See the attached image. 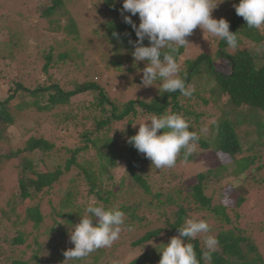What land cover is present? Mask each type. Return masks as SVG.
Returning <instances> with one entry per match:
<instances>
[{"label":"trees","instance_id":"trees-1","mask_svg":"<svg viewBox=\"0 0 264 264\" xmlns=\"http://www.w3.org/2000/svg\"><path fill=\"white\" fill-rule=\"evenodd\" d=\"M49 1L42 10V19L49 24L62 26V31L68 39L58 43L63 51L52 47L47 54L44 53L45 63L41 71L42 75L46 76L44 82L40 80L34 86L27 87L23 79H19L14 87H9L6 95L2 90L5 98L0 97V140L5 138L7 130L16 123L20 114L34 112L44 116L50 115L51 123L63 130L68 138L79 139L80 146L64 148L66 158L62 159V150L57 149L55 142L43 136H32L22 150L0 156V165H4L20 155H25L21 163L18 190L1 210L0 264H64L66 257L63 252L67 249L60 248L56 251L51 245L39 242L38 237L31 239V233H27L25 225L32 224L35 230H39L45 220L40 199L57 185H61L70 175H74L70 180L73 185L62 192L59 206L53 208V213L63 222L62 238H66L73 226L79 223L80 216L84 215L86 207L90 204L79 203L83 195L76 181H80L85 190L84 198L91 201V204L102 203L106 208L117 207L125 213L123 229L130 231V228L139 232L146 227L151 228L131 243L133 248L144 246L149 240L152 241L164 233L171 237L178 236V228L186 218H202L207 221L211 216L223 227L214 234L219 244L212 253L211 264H264V255L259 246L245 235L246 231L236 227L227 211L229 205L241 206L244 197L231 198L234 195L228 191L227 197L231 198V202L229 200L224 204H215L213 195L209 193L214 178L220 176L225 167L200 172L195 177V183L189 187H177L172 192L153 194L149 175L146 173V166L152 167L151 161L127 142L128 138L138 132L139 125L133 127L138 121H148L153 114L159 116L164 113H176L188 121L190 131L197 133V144L200 148L204 151L212 149L224 157L235 159L237 175L250 170L260 159L264 139V52L255 55L239 47L242 37L262 39L260 32H264V27L260 28L262 30L249 29L246 21L236 15L232 6L233 11H228L227 21L230 24L229 31L237 35L238 47L235 48L236 52L229 55L227 52L231 48L220 39L218 52L219 56L229 63L227 72L218 71L213 60L207 55H199L194 60H186L184 65L179 67L178 75L185 80L186 86H190L191 97L182 96L178 91H158L157 95L147 100L137 98L120 103L112 99L108 88L101 85V80L94 77V73L91 74L92 69L86 66L88 53L76 43L87 47L91 41L85 43L82 40L78 26L67 9L68 0ZM229 3L238 5L239 0H230ZM92 4L96 5L95 8L89 9L94 8L97 13L103 11L104 32L116 59L109 61V66L114 67L115 71L124 70L125 77L143 70L144 62H135L131 54L134 49L128 41L135 40L136 36L131 26L125 24L120 15L122 0H96ZM132 20L138 26V14L133 16ZM91 35L99 38L103 36L98 29H94ZM123 51H128L129 55L125 56ZM184 53L185 47L175 54L178 64ZM126 60L131 65L128 68L123 66ZM69 64L73 68L66 74H73L71 80H58L53 77L54 69ZM86 69L87 72L84 71ZM195 77H205V83H213L212 88L216 89L221 100L216 99L212 90L209 91V98L202 94L205 90H194L192 82ZM84 95L91 97L83 103H73L75 97ZM212 102L216 103L217 108L223 106L224 111L220 108V114L210 125L211 137L207 139L202 130L206 124L205 118L210 116L207 107ZM253 126L255 130L250 131ZM252 135L254 139L245 149L242 137L249 138ZM37 152L41 155L37 156ZM246 153L249 155L236 159ZM194 156L195 153L192 152L185 159L182 151L177 163L193 161ZM46 159L56 160L57 164L50 167ZM120 162L125 163V172L133 181L135 190L152 196L148 203L140 201L138 204H128L121 200L119 192L115 191V184L112 183L114 176L111 173ZM134 187H129L128 190L132 191ZM146 205L151 212H156L153 216H148L141 210V207ZM227 225H230V228L225 229ZM1 231H6L7 235H2ZM186 243L194 245L197 259L200 264H205L202 259L205 248L200 237L186 240ZM28 248L32 249L31 253H28ZM71 248H74L73 244ZM105 252L102 248L88 257L67 261L66 264H101ZM161 256L160 251H155L152 255L146 254L127 264H158Z\"/></svg>","mask_w":264,"mask_h":264},{"label":"rangeland","instance_id":"rangeland-1","mask_svg":"<svg viewBox=\"0 0 264 264\" xmlns=\"http://www.w3.org/2000/svg\"><path fill=\"white\" fill-rule=\"evenodd\" d=\"M94 1L96 0L67 1V9L78 26L82 40L85 43L91 41L87 47L76 43L80 49L83 48L88 53L86 55V66L88 69H92L91 74L94 73L95 76H93L99 78V81L101 80V85L108 88L112 99H116L120 103L137 98L147 100L157 95L159 83L154 82L153 86L150 87L142 86V70L135 71L129 77H125L126 73L124 70L115 71L114 67L109 66V61L111 62L116 59L112 45L104 32L103 11L101 10L97 13L94 9L96 5L92 4ZM229 1L213 0L214 3L218 4L217 8L212 12L214 19L219 20L220 18H224L228 20V11H233V8H231L233 3H229ZM49 2V0H0V97L2 99L5 98L4 95L8 92L9 87H14L15 82L19 79H23L27 87L34 86L40 80L44 82L46 76L42 75L41 72L45 63L43 61L44 53L47 54L48 50L52 47L56 50L60 49L58 43L61 44L64 39H68L62 31V26L49 24V22L42 19V10ZM90 7L94 8L89 9ZM94 29H98L103 36L101 38L92 36L91 32ZM260 34L262 36L260 40H256L255 38L250 39V37L246 36L242 37L239 49H247L255 55H260L261 52H264V32H260ZM186 39L190 44L185 46V53L179 60V67L184 65L186 60H194L199 55H207L213 60L214 66L218 71L227 72L229 70L228 61L218 54L220 38L203 33L198 27ZM144 43H147L146 46L148 45L147 40ZM9 45L10 47H8ZM10 48L11 50H9ZM60 50L63 51L62 48ZM234 52H236V49L231 48L227 53L230 55ZM123 54L125 56L129 55L128 51H123ZM55 55H57V52ZM123 66L128 68L131 65L126 60L123 62ZM72 68L71 64L65 67L62 66L61 68L57 67L52 71V75L58 80H71L73 74L68 75L66 73L71 72ZM88 69L84 71L87 72ZM205 79V77L202 79L195 77L192 82V88L200 91L205 90V93L202 92V94L207 98L210 97L209 91L212 90L216 99L221 100L216 89L212 88L214 84L205 83ZM2 90L4 91V95ZM90 97L85 95L75 97L73 103L75 105L83 103ZM215 105L216 103L212 102L207 107L210 116L205 118L206 124L202 130V134L207 139L211 137L210 125L215 122L217 115L220 114V108H222L221 111H224L223 106L217 108ZM51 119L50 115L44 116L34 112L20 114L17 117L16 123L7 130L5 138L0 140V156L22 150L25 147L26 141L32 136H43L51 142H55L58 147L57 149L62 150L61 158H66L65 151H63L64 148L80 146V141L76 138H68V135L63 130L51 123ZM142 122H147V120L138 121V123ZM254 130V126L250 128V131ZM247 137H242V144L245 149L249 146V142L254 139L253 135L249 138ZM193 153H195L193 161H180L173 168L156 169L154 166H146V173L149 175V183L153 194L156 192H172L177 187H189L195 183V177L200 172L225 167L222 174L214 178L209 193L213 195L215 204L227 203L231 198L236 199L238 196L244 197L245 200L241 206L229 205L227 211L232 216V221L236 227L246 231L245 235L259 246L261 253L264 255V139L260 159L251 166L250 170L242 175L235 173L237 169L235 159L232 160L228 156L224 157L221 153L212 149L204 151L198 144ZM40 155L37 152V156ZM247 155L249 154L237 156L236 159H241V157ZM23 157L25 155H20L19 158L0 165V217L1 210L6 207L7 203L18 190V180L22 170L21 163ZM46 161L50 167L57 164L56 160L54 161L53 159H46ZM125 169V163L120 162L118 167L111 172L114 176L112 183L115 184V191L119 192L121 200L128 204H138L140 201L148 203L152 199V196L145 195L141 191L137 192L133 181L126 174ZM73 177L74 175L67 176L66 181L61 185H57L54 190L46 193L43 195L45 197L40 199L45 220L39 230H35L32 224L25 225L27 233H31V239L33 238L34 240V238L38 237L39 242L51 245L56 251L60 248L72 249L69 237L70 233L66 238H62L61 224L63 222L62 219L53 213V208L59 206L62 192L67 191L73 185L70 182ZM76 185L80 187L83 195L80 197L79 203L82 205L91 203L87 198H84L85 190L82 183L76 181ZM129 187L134 188L130 191L128 190ZM228 191H230L231 195L233 193L234 196L228 198ZM141 210L148 216H153L156 213L155 211L151 212L148 205L143 208L141 207ZM54 219L58 222H55ZM207 222L210 226V233L208 234L216 235L219 230L223 229L221 223L215 221L211 216L207 218ZM228 228H230V225L225 226V229ZM150 229V227H146V229H142L139 232H136L135 229H130V231L123 229L120 238L112 247L104 248L106 252L102 256L100 263L114 264L115 261H119V264H127L146 254L152 255L153 252L160 251V245H167L170 238H172L166 233L152 240L151 244L147 243L137 248L131 246V243L135 239ZM1 233L4 236L7 235L6 231H1ZM198 237L204 241V234ZM31 252L32 249L28 248V253Z\"/></svg>","mask_w":264,"mask_h":264},{"label":"clouds","instance_id":"clouds-1","mask_svg":"<svg viewBox=\"0 0 264 264\" xmlns=\"http://www.w3.org/2000/svg\"><path fill=\"white\" fill-rule=\"evenodd\" d=\"M217 6L213 0H122L120 15L136 36L135 40L128 41L134 49L132 57L135 62L145 64L142 86L150 87L154 82H159V92L178 91L182 96H192L190 86H186L185 80L178 75L180 69L175 54L190 44L186 38L198 27L203 33L225 41L230 48L238 47L237 35L229 31V22L224 18L217 20L212 17ZM233 7L249 29L264 27V0H239L238 5L233 4ZM137 14L138 26L132 20ZM136 125H139L138 132L127 142L149 159L156 169L175 167L181 152H184L186 159L199 141L197 133L189 130L188 121L180 114H153L147 122L137 123L133 127ZM124 226L125 213L122 210L106 208L102 203H90L70 232V242L74 248L63 252L66 257L64 264L88 257L99 249L112 247L120 238ZM178 233V236L170 238L167 245H160L162 256L158 264H200L194 245L186 243V240L202 234L205 248L202 259L205 264H211L212 253L216 251L219 241L216 236L208 234L210 226L207 221L186 218ZM114 264H119V261Z\"/></svg>","mask_w":264,"mask_h":264}]
</instances>
